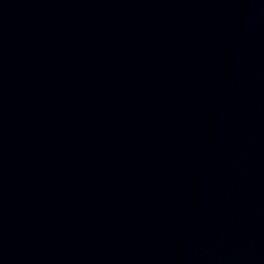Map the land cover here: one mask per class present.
<instances>
[{
	"label": "water",
	"instance_id": "obj_1",
	"mask_svg": "<svg viewBox=\"0 0 264 264\" xmlns=\"http://www.w3.org/2000/svg\"><path fill=\"white\" fill-rule=\"evenodd\" d=\"M0 264H264V0H0Z\"/></svg>",
	"mask_w": 264,
	"mask_h": 264
}]
</instances>
